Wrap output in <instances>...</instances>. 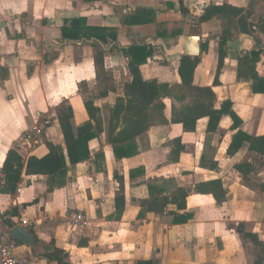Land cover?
Listing matches in <instances>:
<instances>
[{
    "label": "crops",
    "instance_id": "obj_1",
    "mask_svg": "<svg viewBox=\"0 0 264 264\" xmlns=\"http://www.w3.org/2000/svg\"><path fill=\"white\" fill-rule=\"evenodd\" d=\"M223 3L243 9L249 15L250 29L256 26L257 31L245 33L237 18L221 15L200 24L193 85L212 87L215 107L230 101L242 120L239 129L249 136H261L264 94L251 92V80L237 79V60L264 45V0H0V168L12 148L26 159L48 154L45 141L63 147L55 116L38 126L37 118L55 110V102L72 109L73 123L79 127L89 122L83 101L93 97L103 124V132L88 143L89 158L68 166L63 185L51 186L46 176L23 175L13 195L0 194V216L5 225L9 229L20 225L33 239L29 247L15 241V254L26 264H264V193L259 191L264 187V158L245 150L226 155L231 118L222 117L219 131L211 135L206 134L207 119L197 122L195 132H184L180 124L150 128L135 139V155L116 159L106 127L109 109L122 96V85L130 80L127 60L121 52L107 55L108 84L116 91L97 97L105 84L95 80L93 47L61 41L64 21L79 17L90 27L115 29L123 48L134 39L142 44L154 40L156 45L149 43L153 56L139 68L141 77L173 85L179 83L181 54H168L167 47H173L181 37L192 36L193 18L200 17L207 7ZM136 8L157 10L156 22L124 28L121 16ZM222 33L230 37L223 47L219 85L212 86L218 62L216 37ZM202 45H207L203 51ZM52 52L57 53L56 58L45 65L46 53ZM255 71L264 78V51ZM164 103L168 117L171 100ZM34 129L42 134L32 144L25 137ZM176 138L184 149L177 163L166 164L170 142ZM244 161L254 168L248 185L233 168ZM214 163L215 168H210ZM115 176L123 180L121 210L115 200L119 191ZM215 179L222 182L225 197L217 202L211 195L191 192L185 221L175 222L176 215L184 212L171 205L158 215L139 206L149 198L150 187L166 193ZM246 234L253 235L261 246L244 237Z\"/></svg>",
    "mask_w": 264,
    "mask_h": 264
},
{
    "label": "trees",
    "instance_id": "obj_2",
    "mask_svg": "<svg viewBox=\"0 0 264 264\" xmlns=\"http://www.w3.org/2000/svg\"><path fill=\"white\" fill-rule=\"evenodd\" d=\"M96 2L100 0H85ZM169 7H173L171 4ZM215 15L227 17L229 20L238 19L241 31L249 33L251 23L247 21L248 14L243 9L223 3L207 7L202 15L193 18L195 26L191 29V35L199 34L198 26L207 22ZM157 19V10L151 8H136L121 16V25L124 28L154 24ZM261 27L264 33V23ZM250 29V30H249ZM159 33L157 37H160ZM229 33H222L216 37L219 40L218 62L215 78L212 86L219 85L218 77L223 67L225 52L223 50ZM61 41L78 46L80 42L87 43L95 48L93 57L96 70V82H104L105 86L97 97H104L109 92H115L116 88L108 84L110 75L106 68L107 55L113 52H121L127 60L126 68L130 80L122 85V96L115 99L109 109L106 138L112 145L116 159L129 158L137 153L135 139L142 136L148 129L180 124L184 132H195L196 124L200 119H207L206 134L211 135L219 131V123L224 116H229L233 122L230 142L226 149V155L234 156L245 150L260 158H264V134L261 136H249L239 127L242 120L232 110V103L224 101L219 108L215 107L216 96L212 87H197L193 85L194 70L199 63V57L191 58L181 55L178 60L177 76L179 83L170 85L159 83L155 79L144 80L140 74V66L145 64L153 56L151 44L129 45L125 48L118 47L117 32L113 28L90 27L84 17L65 20L61 27ZM103 45V47L101 46ZM207 45H202L205 50ZM264 51L255 49L244 54L237 60V79L251 80L250 89L253 94H264V78L257 75L255 64L260 54ZM56 53H46L44 64L51 63ZM164 64V62H162ZM161 63V64H162ZM165 99L171 100L169 116H166ZM83 106L89 122L75 127L73 123V111L69 107L61 106L56 112L60 132L63 138V147L45 141L48 154L41 158L30 156L24 159L16 149H10L0 168V194L13 195L17 184L25 176H46L52 185L61 186L65 183L68 166H75L89 158L88 143L103 132L100 109L94 106V98L84 99ZM170 151L166 156V164L179 161V154L183 151L181 139L176 138L170 142ZM98 156V155H97ZM205 158L201 157V166H204ZM207 166V165H205ZM215 168V163L209 166ZM241 177L243 184L248 185L249 175L254 168L251 163L244 161L233 166ZM137 172V171H135ZM131 174V173H130ZM118 179L119 191L115 197L117 209L124 207L123 180ZM162 188H149V198L139 202L140 208L155 215L165 213L168 206H174L176 211L186 210V199L191 194H208L220 202L225 197V189L219 179L198 183L193 188L175 187L171 191L163 192ZM259 191L264 193V187ZM12 214V213H7ZM189 217L185 212L176 215L175 222L185 221ZM244 237L250 239L255 245L261 246L257 239L250 234ZM138 264H152L150 261H142Z\"/></svg>",
    "mask_w": 264,
    "mask_h": 264
},
{
    "label": "water",
    "instance_id": "obj_3",
    "mask_svg": "<svg viewBox=\"0 0 264 264\" xmlns=\"http://www.w3.org/2000/svg\"><path fill=\"white\" fill-rule=\"evenodd\" d=\"M156 45L157 43L154 40L147 42ZM142 45L137 39L130 42V45ZM160 46H163V43H159ZM103 47V45H101ZM120 47V45H118ZM168 54L176 53L191 58L199 57L200 54V43L198 36H184L180 39H177L174 42L173 47H167ZM9 236L14 241H17L19 244H22L26 247H29L33 244V239L27 229L20 225H16L9 230Z\"/></svg>",
    "mask_w": 264,
    "mask_h": 264
},
{
    "label": "built area",
    "instance_id": "obj_4",
    "mask_svg": "<svg viewBox=\"0 0 264 264\" xmlns=\"http://www.w3.org/2000/svg\"><path fill=\"white\" fill-rule=\"evenodd\" d=\"M264 20V18H263ZM253 32L257 31L256 26H252ZM41 130L34 129L32 133L26 135V141L35 144L41 138ZM80 218L78 217L77 220ZM9 227L5 225L0 216V264H26L25 260L16 255V242L9 236Z\"/></svg>",
    "mask_w": 264,
    "mask_h": 264
},
{
    "label": "rangeland",
    "instance_id": "obj_5",
    "mask_svg": "<svg viewBox=\"0 0 264 264\" xmlns=\"http://www.w3.org/2000/svg\"><path fill=\"white\" fill-rule=\"evenodd\" d=\"M37 32V31H36ZM92 51H93V54L95 55V48H94V50H93V48H92ZM57 54V53H56ZM56 58V57H55ZM82 91V90H81ZM86 90L84 89V92H85ZM84 92H82V94H83V96H86V92L84 93ZM56 103V105H55V110H52V111H47V112H45V113H41V115H40V117H38L37 118V120H38V126H41V123L43 122V120L44 119H47V118H49L50 116H55L56 115V112H57V110H58V108L59 107H61V106H63V103H61V102H55ZM56 117V116H55ZM45 121V120H44Z\"/></svg>",
    "mask_w": 264,
    "mask_h": 264
}]
</instances>
